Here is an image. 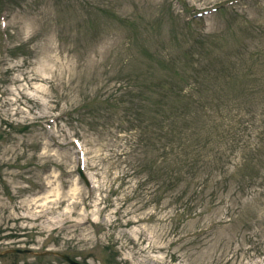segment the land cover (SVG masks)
Returning a JSON list of instances; mask_svg holds the SVG:
<instances>
[{"label":"rangeland","instance_id":"rangeland-1","mask_svg":"<svg viewBox=\"0 0 264 264\" xmlns=\"http://www.w3.org/2000/svg\"><path fill=\"white\" fill-rule=\"evenodd\" d=\"M173 127L205 166L167 173ZM62 255L264 264V0H0V264Z\"/></svg>","mask_w":264,"mask_h":264},{"label":"trees","instance_id":"trees-1","mask_svg":"<svg viewBox=\"0 0 264 264\" xmlns=\"http://www.w3.org/2000/svg\"><path fill=\"white\" fill-rule=\"evenodd\" d=\"M145 50V48H144ZM183 50V49H182ZM184 51V50H183ZM177 56L175 54L172 55L171 59H177ZM183 65L185 63H182ZM175 65V64H174ZM181 66V65H180ZM178 71H182L179 68ZM190 72L192 77H189L190 81L187 83L177 84L176 82H173L172 86H169L167 88V92L164 95V102H162V98H158L155 103L160 104L162 102V106L155 109V114L157 118V124H160V127H163L164 121H170L177 120V116L186 113V108L189 104H195V99L187 98L192 95V92L203 83V79L200 78L201 71L197 66H194L191 68ZM201 86V85H200ZM157 86L155 85V88ZM160 87V86H159ZM187 88L189 91L187 92ZM156 95L160 94L158 93V90L156 91ZM140 103V100H139ZM139 103L136 105L131 104V109L134 110L132 121H134V124L141 123V117H140V106ZM165 103L170 104L171 106L165 111L160 110L163 108ZM135 113V114H134ZM165 113V116H164ZM211 114L216 113L212 110L210 112ZM161 116L163 119H161ZM159 127V125H158ZM216 132V128L213 129ZM143 131V130H142ZM203 132V131H201ZM219 135L223 137V134L219 132ZM169 144H170V151H169V161L167 163V173H169L170 176L175 177L178 174L182 172H191L192 170H198L201 167L206 165V161H204L199 154H195L196 147L202 146L203 143H201V140L199 139L197 142L191 141L188 138L182 137L180 138L178 135L174 132V127L171 130V133H169ZM209 142V141H208ZM153 142L150 143V145ZM168 144V143H167ZM208 143H206L207 145ZM168 155V151H167ZM173 155V157H172ZM177 156V158H175ZM152 165H156L157 160L154 158L151 160ZM150 163V164H151ZM186 169V170H185Z\"/></svg>","mask_w":264,"mask_h":264},{"label":"water","instance_id":"water-1","mask_svg":"<svg viewBox=\"0 0 264 264\" xmlns=\"http://www.w3.org/2000/svg\"><path fill=\"white\" fill-rule=\"evenodd\" d=\"M65 259H67L71 264H84V263H80L77 262L75 260H73L72 258H70L68 255H62Z\"/></svg>","mask_w":264,"mask_h":264}]
</instances>
